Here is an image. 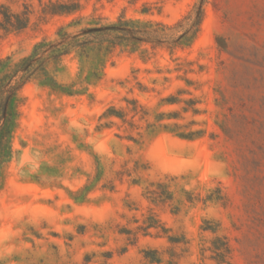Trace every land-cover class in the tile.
Segmentation results:
<instances>
[{"label":"rangeland","instance_id":"obj_1","mask_svg":"<svg viewBox=\"0 0 264 264\" xmlns=\"http://www.w3.org/2000/svg\"><path fill=\"white\" fill-rule=\"evenodd\" d=\"M50 1L69 0H0L32 12L0 34V81L61 26L174 24L202 2L205 17L173 52H72L48 65L60 86L37 77L19 91L0 166V264H221L216 234L231 264H264V0H75L71 14L45 13ZM112 105L126 120L103 116ZM154 250L159 261L145 256Z\"/></svg>","mask_w":264,"mask_h":264},{"label":"trees","instance_id":"obj_2","mask_svg":"<svg viewBox=\"0 0 264 264\" xmlns=\"http://www.w3.org/2000/svg\"><path fill=\"white\" fill-rule=\"evenodd\" d=\"M80 7V1H50L43 7V11L51 14H71L78 11ZM149 10L150 8L146 6L143 12L147 13ZM31 13L29 8L16 12L7 4L0 2V34L26 29L31 23ZM204 17L205 8L202 2L195 4L174 24L152 19H132L121 15L114 22H96L94 25H88L76 31H70L67 26H61L54 39L45 38L35 44L32 52L21 61L18 67L11 73L5 74L0 81V166L8 161L14 153L12 133L17 123V112L13 109V103L19 91L37 77L52 86H60L56 79L49 74L47 69L49 64L59 61L63 56L72 52L88 57L91 53L104 52L108 54L116 48L137 51L143 45H150L154 50L166 47L173 52L176 48H183L193 42L200 31ZM128 102L132 104L131 111L134 112V116L140 113L146 114L136 100ZM190 102L195 104L192 99ZM197 110L194 109L195 112ZM103 116H116L126 120L127 112L112 105L107 108ZM131 125H134L133 121H131ZM174 125L180 128L177 123ZM201 132V130L182 131L178 134L189 138ZM205 223L207 224L204 227L205 230L217 233V227L208 225V221ZM158 226L157 220L154 219L147 228ZM169 238L173 242H178L175 237L170 236ZM211 250L212 258L218 263L231 264L229 260L231 245L227 237L216 234ZM151 252L153 251H146L145 256L155 261L161 259L157 250H154V253Z\"/></svg>","mask_w":264,"mask_h":264}]
</instances>
